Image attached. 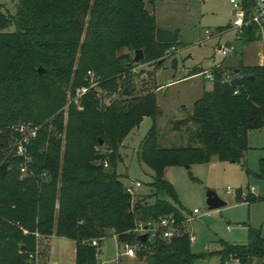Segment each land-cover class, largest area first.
Instances as JSON below:
<instances>
[{"label":"trees","instance_id":"16d2710c","mask_svg":"<svg viewBox=\"0 0 264 264\" xmlns=\"http://www.w3.org/2000/svg\"><path fill=\"white\" fill-rule=\"evenodd\" d=\"M15 2V15L0 4V131L21 123L46 126L30 146L35 177L21 179V160L8 156L10 132L0 136V166L9 163L6 176L0 175V264H35L37 236L53 235L77 244L76 264H96L98 248L109 234L121 244L140 248L145 264H196L211 258L212 254L192 251L190 235L183 229L171 240L146 243L133 231L140 222L165 216L173 215L180 223L186 219L173 203L177 195L167 179L168 169L213 160L244 162L249 134L264 128V65L223 68L233 77L230 84H223L222 72L216 71L212 91L205 92L190 112L184 109L183 117L172 125L171 133H182L179 141L162 144L156 91L129 100L112 98V106L100 112L102 100L120 87L123 96H132L133 79L140 76L128 75L127 88L118 81L136 66L157 63L160 68L168 54L174 57L173 50L177 51L178 35L158 28L145 0ZM243 5L249 18L253 0H244ZM10 28L14 30L8 32ZM255 41L259 39L253 28L247 30L242 42ZM139 50L144 59L136 63L128 52ZM124 51L127 54L118 57ZM39 68L45 70L43 75ZM93 70L103 96L91 91L80 101L83 111L71 106L65 126L64 88L71 89L73 100L78 89L89 86L88 73ZM200 72L194 70L189 77ZM145 118H151L153 126L137 156L153 172L152 194L132 197L117 172V157L125 139ZM106 147L117 157L111 168L109 162L105 167L106 161L97 167ZM44 173L48 181L42 179ZM94 240L99 247L91 244ZM217 254L223 264L230 260L264 264V239L260 231L251 230L248 244L225 243Z\"/></svg>","mask_w":264,"mask_h":264},{"label":"rangeland","instance_id":"374dc122","mask_svg":"<svg viewBox=\"0 0 264 264\" xmlns=\"http://www.w3.org/2000/svg\"><path fill=\"white\" fill-rule=\"evenodd\" d=\"M235 1L238 4L244 2V0ZM145 2L148 4V0ZM0 4L3 5L5 12L16 14L15 0H0ZM147 8L155 14L158 28L178 35L179 45L173 57L178 59V68L172 69L173 58L167 59L160 68L157 63L139 64L131 74H126L121 81H118L119 85L124 84L127 88L125 78L128 75L140 76L139 79H133L132 96H123L124 88L120 87L113 96L110 93L105 100H102L100 112H106L107 108L112 106V98L129 100L156 91L158 106L162 112L158 118L160 142L167 144L169 141H179L182 134L170 132L172 125L184 115L182 107L185 106L188 109L186 111L190 112L194 102L202 97L203 89L210 90L213 85L203 76L190 79V73L194 70H207L217 63H225L233 68L239 67L242 63L246 66L264 64V41L250 44L235 41L236 32L232 28L234 8L231 0H156L153 6L148 4ZM13 30L10 28L8 32ZM207 32H210L212 37L207 36ZM219 32H222L220 36ZM228 42L234 43L237 52L225 58L216 48L227 47ZM128 53L131 57H135L134 52ZM125 54L127 51L119 53L118 57ZM92 72L100 83L97 72L94 70ZM173 82L177 84L158 90L160 86ZM64 91L68 102L61 110V114L66 126L70 107L74 105L78 111H83L84 108L81 104L72 102L70 88H64ZM92 91L102 90L98 87ZM152 126V119L145 118L125 139L124 147L119 151V158L109 147H106L100 152L104 160L101 158L96 162L97 167H101L104 161L109 162L111 168V161L117 157V172L125 188L135 182L142 184L136 197L152 194L153 172L141 165L137 156ZM65 145V133H63L60 149L62 157ZM248 145L250 149L245 161L241 163L213 160L209 164L194 165L191 168L173 167L167 171V179L174 186L177 195V200L173 203L188 219L185 230L196 237L195 242L192 243V251L198 255H213L211 258L199 260L196 264H223L217 253L223 249L224 244H248L251 230L260 231L264 239V178L262 177L264 128L249 134ZM45 149L49 150L47 145ZM24 178L26 177L21 175V179ZM209 191H214L226 203V207L211 211L207 204ZM250 198L263 200L253 202ZM195 210H199L200 214L194 215ZM208 213L211 215L208 216ZM192 218L193 220L190 221ZM42 241L43 238L37 236L35 264H76L74 244L69 240L54 237L45 239L44 245ZM136 252L135 257L126 256L124 246L116 236L109 234L98 248L96 264H145L144 258L140 256V248L136 247ZM227 264H235V261L230 260Z\"/></svg>","mask_w":264,"mask_h":264},{"label":"built area","instance_id":"2783aa9c","mask_svg":"<svg viewBox=\"0 0 264 264\" xmlns=\"http://www.w3.org/2000/svg\"><path fill=\"white\" fill-rule=\"evenodd\" d=\"M231 4L234 8V22H233V30L236 32V42H242L245 32L249 29L254 30L255 35L259 40L264 41V0H253V6L251 8L250 17H247L246 10L243 4H238L235 0H231ZM222 32H219V36ZM207 36L212 37L210 32H207ZM176 53V50H173ZM222 56L229 57L237 52V49L233 44L227 47H221L219 51ZM169 59L173 58V54L169 55ZM216 71H221L222 75V83L230 84L233 80L230 72L223 71V67L221 65H216L213 69L202 70L199 75L203 76L208 82L213 85L217 81ZM90 84L89 86L82 87L77 90L74 99L72 100L75 104H80L81 99L87 95L92 90H96L99 86L98 81L96 80L95 74L93 72H89ZM98 96L102 97V91H97ZM237 95L238 92H235ZM46 125H34L32 123H21L18 125L8 126L6 130L0 131V136H7V131L10 132L8 138V156H12L14 158H18L21 160L19 165V171L24 177H35L31 167L34 164V159L30 153V146L34 141H36L43 131ZM105 167H108V163H105ZM49 175L44 173L42 175V179L48 181ZM142 186L140 182L133 183L130 187L126 188V191L132 197H136V193L138 189ZM200 211L195 210L194 215H199ZM208 216L211 213L207 214ZM193 218L190 220L192 221ZM188 219L186 218L182 223L178 222L175 216H165L157 221H148L146 223L140 222L137 224L133 233L138 237L142 235H148V241H156L157 239L171 240L175 237H178L182 234V229L187 223ZM191 242H195L196 237L190 235ZM94 247H99V242L97 240L92 241L91 243ZM125 249V255L128 257H135L137 252L136 248L131 244L125 243L122 244ZM235 264H239V261H235Z\"/></svg>","mask_w":264,"mask_h":264},{"label":"water","instance_id":"95a60500","mask_svg":"<svg viewBox=\"0 0 264 264\" xmlns=\"http://www.w3.org/2000/svg\"><path fill=\"white\" fill-rule=\"evenodd\" d=\"M233 15H234V12H233ZM143 59H144V52L141 50L137 51L135 54L134 61L136 63H140L141 61H143ZM171 66H172V69H174V70H176L178 68V59L177 58L172 59ZM38 72L40 75H43L45 73V70L43 68H39ZM103 145H104V142L102 140H100V146H103ZM8 168H9V163H5L2 166H0V175L6 176ZM186 168H189V166H186ZM207 204H208V207L211 211L219 210V209L226 207V203L224 201H222L214 191H209L207 193ZM130 205L132 206V204H130ZM139 239L142 242L146 243L148 241V235H142L139 237ZM99 253H101V251Z\"/></svg>","mask_w":264,"mask_h":264},{"label":"crops","instance_id":"0c3cea01","mask_svg":"<svg viewBox=\"0 0 264 264\" xmlns=\"http://www.w3.org/2000/svg\"><path fill=\"white\" fill-rule=\"evenodd\" d=\"M160 29V28H159ZM161 30H164V29H161ZM260 41V40H259ZM231 44H233V43H231V42H228L227 43V45L229 46V45H231ZM222 46H217V48H216V50L219 52L220 51V48H221ZM236 47V46H235ZM237 49V48H236ZM216 65H221L223 68H233V67H231V66H228V65H226L225 63H217V64H215L214 66H212L211 68H209V69H213ZM264 64H260V65H258V66H263ZM202 71V70H201ZM197 77H200V75L199 74H197V75H194V76H191V78L190 79H192V78H197ZM177 84V82H173V83H170V84H168V85H166V86H160L159 88H158V90H160V89H162L163 90V88H165V87H168V86H174V85H176ZM212 89H213V85H212V87H211V89L210 90H206V88H204L203 89V94H202V97H203V95L205 94V92H210V91H212ZM157 90V91H158ZM201 97V98H202ZM201 98H199L198 100H200ZM157 100H158V98H157ZM198 100H196L195 102H197ZM194 102V103H195ZM194 105V104H193ZM183 108V110L184 109H187L185 106H183L182 107ZM262 130V129H261ZM261 130H259V131H261ZM253 132H256V131H253ZM249 151V150H248ZM244 161H245V159H244ZM183 230L186 232V233H188L189 235H190V233H189V231L188 230H185V226L183 227ZM54 237H57L56 235H53V236H50V237H44L43 238V245L45 244V242H44V240L46 239H51V238H54ZM57 238H61V237H57ZM62 239H66V238H62ZM66 240H68V239H66ZM71 243H73L74 244V253H75V255H76V251H77V247H76V243L74 242V241H71V240H69ZM42 245V247L44 248V246Z\"/></svg>","mask_w":264,"mask_h":264}]
</instances>
